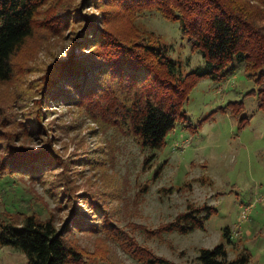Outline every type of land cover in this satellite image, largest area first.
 Instances as JSON below:
<instances>
[{"label":"rangeland","instance_id":"1","mask_svg":"<svg viewBox=\"0 0 264 264\" xmlns=\"http://www.w3.org/2000/svg\"><path fill=\"white\" fill-rule=\"evenodd\" d=\"M106 7L104 29L165 43L183 73L204 63L178 23L156 9L46 0L32 37L14 56L12 75L0 80V165L23 150L28 161L30 154L51 158L36 176L29 175L32 166L11 174L4 167L0 221L20 223L32 213L51 215L59 227L67 222L65 238L86 264H144L136 255L141 249L199 264V250L219 243L224 264H264V64L250 69L252 77L236 63L226 77L199 78L179 99L181 117L162 145L141 146L112 119L65 101L71 93L64 86L60 97L44 101L52 64L69 52L76 58L87 52L84 13L96 16ZM54 15H66L67 26L54 30ZM190 206L212 208L202 226L158 231ZM25 262L22 251L0 245V264Z\"/></svg>","mask_w":264,"mask_h":264},{"label":"trees","instance_id":"2","mask_svg":"<svg viewBox=\"0 0 264 264\" xmlns=\"http://www.w3.org/2000/svg\"><path fill=\"white\" fill-rule=\"evenodd\" d=\"M45 1L0 0L1 81L12 75L14 56L32 37L36 14ZM83 3L95 7L109 4L111 8L123 7L128 11L156 9L164 18L178 23L190 47L197 49L204 59L203 65L183 73L165 43L144 36L126 39L104 29V15L110 7L99 9L101 14L96 16L84 13L87 52L81 58L69 52L52 64L43 86L44 101L60 97L63 94L60 90L66 87L71 94L65 101L86 104L96 110L95 116L112 119L141 146L162 145L166 132L181 117L179 99L199 78L226 77L234 71L236 63H243L246 74L252 77L250 69L264 64V0H83ZM65 16L54 15L49 24L54 30L63 28L67 26ZM25 152L7 155L0 173L4 167L8 169L5 173L11 174L18 169L30 171L32 166L29 175H40L42 165L51 157L30 154L28 161ZM211 210L208 206H190L157 229L186 233L202 226ZM67 225L65 222L59 227L51 215L42 219L32 213L26 214L20 223L0 221V245L22 251L25 264H86L83 252L65 238ZM138 254L144 264H176L149 249H141ZM226 256L224 245L219 243L201 248L196 258L199 264H224ZM240 260L245 262L243 258Z\"/></svg>","mask_w":264,"mask_h":264}]
</instances>
